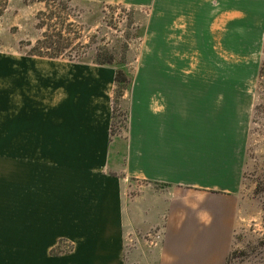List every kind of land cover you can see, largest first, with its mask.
<instances>
[{
    "label": "crops",
    "instance_id": "crops-1",
    "mask_svg": "<svg viewBox=\"0 0 264 264\" xmlns=\"http://www.w3.org/2000/svg\"><path fill=\"white\" fill-rule=\"evenodd\" d=\"M165 1L168 34L264 35V0ZM171 47L113 138L109 69L0 56V264H226L254 96Z\"/></svg>",
    "mask_w": 264,
    "mask_h": 264
},
{
    "label": "rangeland",
    "instance_id": "rangeland-1",
    "mask_svg": "<svg viewBox=\"0 0 264 264\" xmlns=\"http://www.w3.org/2000/svg\"><path fill=\"white\" fill-rule=\"evenodd\" d=\"M239 21L236 32L168 34L165 0H6L0 15V56H30L46 26L63 27V42L69 46L65 56L55 58L58 62L104 66L112 74L111 138L121 135L129 121L130 91L149 85L141 80L167 68L169 42L175 59L185 56L191 62L176 65V73H219L239 90L251 91L254 105L239 186L240 216L227 264H264V35ZM183 42L197 44L202 51H183ZM99 55L112 56V63H97ZM118 70L125 75L122 82L115 80ZM62 249L68 250V244Z\"/></svg>",
    "mask_w": 264,
    "mask_h": 264
},
{
    "label": "trees",
    "instance_id": "trees-1",
    "mask_svg": "<svg viewBox=\"0 0 264 264\" xmlns=\"http://www.w3.org/2000/svg\"><path fill=\"white\" fill-rule=\"evenodd\" d=\"M5 4L6 0H0V15L5 8ZM53 27L54 28H52V26H46V29L43 31L41 38L37 39L35 44L31 48V53L29 55L48 58H59L66 55V49L69 45L63 42L66 35L65 29L63 27L58 28L54 25ZM41 50H43V52ZM98 57L99 59L96 62L99 64L112 63L113 61L112 56L102 58L99 55ZM115 80L116 82H122L125 80V75L121 70H118L116 72ZM228 258L226 260V264Z\"/></svg>",
    "mask_w": 264,
    "mask_h": 264
},
{
    "label": "built area",
    "instance_id": "built-area-1",
    "mask_svg": "<svg viewBox=\"0 0 264 264\" xmlns=\"http://www.w3.org/2000/svg\"><path fill=\"white\" fill-rule=\"evenodd\" d=\"M162 234L163 232L161 230H154L152 232H149L147 235L150 238V243L152 245H156L162 238Z\"/></svg>",
    "mask_w": 264,
    "mask_h": 264
}]
</instances>
